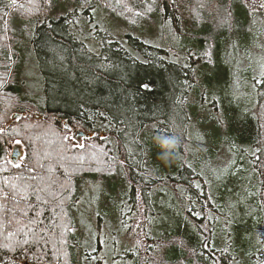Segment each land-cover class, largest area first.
I'll use <instances>...</instances> for the list:
<instances>
[{
  "label": "trees",
  "instance_id": "trees-1",
  "mask_svg": "<svg viewBox=\"0 0 264 264\" xmlns=\"http://www.w3.org/2000/svg\"><path fill=\"white\" fill-rule=\"evenodd\" d=\"M58 1L0 0V264H90L96 253L90 239L74 237L72 209L83 179L120 170L137 232L123 264H264V120L231 93L213 102L240 159L219 189L192 149L203 145L193 137L192 107L234 79L224 37L246 36L250 15L264 17L261 0H67L78 9L100 5L131 28L154 16L171 23L196 43L177 62L139 37L128 35L124 46L98 30L93 51L76 29L77 10L49 18ZM17 20L33 26L29 47L44 107L19 91ZM157 135L178 142L167 161L153 143ZM17 143L20 164L9 154ZM206 148L214 158L215 147ZM232 199L242 219L229 248L219 244L218 229L230 222Z\"/></svg>",
  "mask_w": 264,
  "mask_h": 264
},
{
  "label": "rangeland",
  "instance_id": "rangeland-1",
  "mask_svg": "<svg viewBox=\"0 0 264 264\" xmlns=\"http://www.w3.org/2000/svg\"><path fill=\"white\" fill-rule=\"evenodd\" d=\"M73 9L77 10L79 18L76 29L88 39L86 42L93 51H98L93 40V34L97 30L107 33L124 46H128V35L139 37L153 46L168 51L170 60L174 62L179 61L181 54H186L188 49H193L196 45L192 37L187 36V34L179 35L171 23H164L157 16L142 22L136 28H131L119 19L112 17L100 5L89 10L86 8L78 9L67 0H59L53 7L49 18L58 17ZM86 10L90 13L91 18ZM250 16L251 18L247 19L249 33L246 36L241 32H236L232 39L224 37L221 44L222 53L225 54V62L230 67L232 66L233 70L234 79L231 85L227 89L212 90L211 101H207L205 98L203 103H196L192 107L195 122L193 137L197 143L205 145H202L198 150L192 148L194 150L193 162L200 163V170H205L215 190L222 187V183L232 176L235 171L233 168L240 159L235 153L237 149H230V143L225 141L230 136L218 126V117L220 118L221 114L219 113L217 116L213 102H220V93H231L237 97L236 103L246 106L247 109H254L255 116L264 120V17L259 19L261 14H251ZM15 27L18 34L16 47L23 55V64L19 76L20 94L23 98L33 100L44 107V82L35 56L31 54L29 47L33 26L31 27V24L23 20H17ZM222 62L224 63V61ZM200 90L203 94L206 91L204 88ZM209 146H214L216 149L214 158L207 151L206 147ZM14 151L18 152L15 163H22V146L18 143L11 145L10 156ZM129 190L123 170H120L112 178L88 176L82 180L75 201L78 210L74 207L72 209L75 218L73 234L74 237H80L82 243H86L90 239L87 242V247L96 253L92 254L93 258L90 260V264H98V260L102 262L101 264H123L122 258L129 262V249L134 247L135 235L137 234L135 220L130 217V210L126 207L128 206ZM237 204L238 201L233 199L228 204L229 211L227 210V214L230 222L225 220L228 224H223L218 229L220 234L225 236V238L219 239V244L229 248L235 241L236 228L234 223L240 222L242 219V215L235 212ZM123 205L124 210L121 211ZM80 207L82 208L79 209ZM97 224L100 225L98 228H96ZM97 229L99 240L96 237L93 238V232H97ZM223 232L225 234H222ZM74 241L77 242L75 239ZM73 245L76 248L74 242ZM99 246L100 251L98 250ZM77 262L83 264L80 260Z\"/></svg>",
  "mask_w": 264,
  "mask_h": 264
},
{
  "label": "clouds",
  "instance_id": "clouds-1",
  "mask_svg": "<svg viewBox=\"0 0 264 264\" xmlns=\"http://www.w3.org/2000/svg\"><path fill=\"white\" fill-rule=\"evenodd\" d=\"M153 143L160 149L161 159L167 161L178 146V142L171 137L157 135L153 137Z\"/></svg>",
  "mask_w": 264,
  "mask_h": 264
},
{
  "label": "water",
  "instance_id": "water-1",
  "mask_svg": "<svg viewBox=\"0 0 264 264\" xmlns=\"http://www.w3.org/2000/svg\"><path fill=\"white\" fill-rule=\"evenodd\" d=\"M13 118L17 119L18 115L13 116ZM34 118L41 119L39 115H34ZM75 136L76 137H85L86 135L84 133L78 131L77 133H75ZM17 156H18V152L14 151L12 154V160H15L17 158Z\"/></svg>",
  "mask_w": 264,
  "mask_h": 264
},
{
  "label": "snow or ice",
  "instance_id": "snow-or-ice-1",
  "mask_svg": "<svg viewBox=\"0 0 264 264\" xmlns=\"http://www.w3.org/2000/svg\"><path fill=\"white\" fill-rule=\"evenodd\" d=\"M255 2V0H249V3L251 4V3H254ZM259 7L260 8H262V9H264V0H261V2H260V4H259Z\"/></svg>",
  "mask_w": 264,
  "mask_h": 264
},
{
  "label": "flooded vegetation",
  "instance_id": "flooded-vegetation-1",
  "mask_svg": "<svg viewBox=\"0 0 264 264\" xmlns=\"http://www.w3.org/2000/svg\"><path fill=\"white\" fill-rule=\"evenodd\" d=\"M100 251V250H99ZM99 251L97 250V252L99 253Z\"/></svg>",
  "mask_w": 264,
  "mask_h": 264
}]
</instances>
